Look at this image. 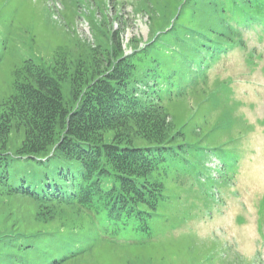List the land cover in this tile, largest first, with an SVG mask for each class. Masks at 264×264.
Here are the masks:
<instances>
[{
  "label": "rangeland",
  "instance_id": "374dc122",
  "mask_svg": "<svg viewBox=\"0 0 264 264\" xmlns=\"http://www.w3.org/2000/svg\"><path fill=\"white\" fill-rule=\"evenodd\" d=\"M110 32L143 57L136 88L182 131L184 160L159 210L125 229L59 207L41 222L34 203L1 197L0 234L23 236L0 237V264H264V0H0V102L23 61L56 77Z\"/></svg>",
  "mask_w": 264,
  "mask_h": 264
},
{
  "label": "trees",
  "instance_id": "16d2710c",
  "mask_svg": "<svg viewBox=\"0 0 264 264\" xmlns=\"http://www.w3.org/2000/svg\"><path fill=\"white\" fill-rule=\"evenodd\" d=\"M117 36L108 33L72 69L57 66L56 77L39 62L23 61L0 102V198L34 203L41 222L58 207L109 219L114 224L102 229L111 231L147 222L163 203L171 163L184 160L182 131L168 126L152 89L136 88L146 84L143 57L123 56ZM67 79L69 102L61 90Z\"/></svg>",
  "mask_w": 264,
  "mask_h": 264
}]
</instances>
